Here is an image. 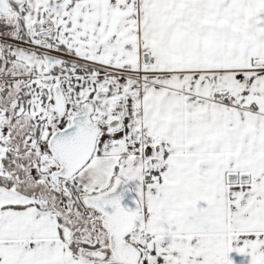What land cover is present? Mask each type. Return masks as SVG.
Listing matches in <instances>:
<instances>
[{
  "label": "snow or ice",
  "instance_id": "obj_1",
  "mask_svg": "<svg viewBox=\"0 0 264 264\" xmlns=\"http://www.w3.org/2000/svg\"><path fill=\"white\" fill-rule=\"evenodd\" d=\"M0 264H264V0H0Z\"/></svg>",
  "mask_w": 264,
  "mask_h": 264
}]
</instances>
